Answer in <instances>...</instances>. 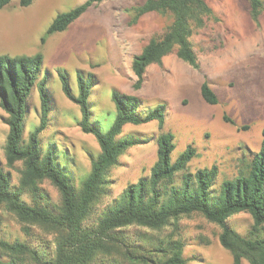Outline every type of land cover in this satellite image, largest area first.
<instances>
[{"label":"rangeland","instance_id":"rangeland-1","mask_svg":"<svg viewBox=\"0 0 264 264\" xmlns=\"http://www.w3.org/2000/svg\"><path fill=\"white\" fill-rule=\"evenodd\" d=\"M84 1L34 0L21 6L19 0H11L0 10V55H43L39 80L47 81L51 109L41 142L44 147L50 144L57 148L59 159L67 164L77 186L88 175L91 158L100 152V146L94 135L79 126L81 108L64 93L61 72L68 76L75 95H79V73L95 76L89 107L92 122L103 132L115 120L114 90L137 95L142 101L137 112L142 117L165 105L162 129L156 120L124 126L120 137L132 138L136 143L109 170L107 193L96 201L85 225L95 227L105 208L130 183L150 175L157 160V137L162 131L174 134L173 161L189 145L195 148L188 172L216 164L218 183L236 177L245 166L244 159H249L250 152H258L264 139V0L258 23L251 18L247 0H206L215 17H208L190 37L200 66L183 61L173 50L164 56L162 64L148 66L139 89L134 88L132 60L152 38L167 30L172 15L148 12L136 17V7L145 0H105L90 7L65 30L47 36L43 43L55 17ZM205 81L216 92L218 103L203 98L201 86ZM37 84L25 104V139L40 123ZM226 115L233 122L226 120ZM7 117L0 105V165L9 174L13 189H17L23 164L7 162ZM182 175H176V184H181ZM40 185L51 204L58 206L61 195L57 187L48 179ZM22 198L32 203L28 193ZM227 222L243 236H264V224L255 230L249 212L236 213ZM220 233L221 227L200 213L181 215L161 229L131 225L119 233L127 242L123 250L128 257L113 252L98 258L97 264H148L152 259H166L174 242L181 244L188 264H233L230 251L219 240ZM55 238V233L37 224L24 227L5 205L0 206V239L26 241L52 255ZM0 257H6L1 249ZM242 264L249 263L244 259Z\"/></svg>","mask_w":264,"mask_h":264},{"label":"trees","instance_id":"trees-1","mask_svg":"<svg viewBox=\"0 0 264 264\" xmlns=\"http://www.w3.org/2000/svg\"><path fill=\"white\" fill-rule=\"evenodd\" d=\"M34 0H19L21 6H28ZM105 0H85L73 9L59 13L49 26L47 36L60 32L85 13L90 7ZM250 15L255 22L263 9L262 0H247ZM11 0H0V10ZM136 17L148 12L170 13L172 23L157 38H152L132 60L136 80L134 88L142 87L149 65L162 64L164 56L176 51L178 58L199 67L198 55L190 39L195 29L205 25L208 17H215L213 8L206 0H145L135 9ZM43 55L31 56L0 55V105L7 112L9 132L6 139V159L9 165L22 161L23 168L19 186L13 189L11 179L0 165V206L15 214L24 224H37L56 234L54 253L26 241L9 242L0 239V249L5 258L0 264H97L98 258L113 252L128 257L124 251L127 242L119 233L131 225L161 229L181 215L200 213L206 219L221 227L219 240L230 251L233 264H264V236L254 234L243 236L232 228L227 220L232 215L246 211L254 220V229L264 224V139L258 152H250L244 159V167L234 178L217 182L218 166L200 168L188 172L187 164L196 150L189 145L173 161L171 153L175 148L174 134L162 131L157 137V160L148 177H141L130 183L122 193L109 204L95 227H87L86 220L92 213L96 201L107 193L108 173L117 164L119 157L136 143L132 138L120 137L126 124H141L158 121L164 127L165 105L149 110L145 116L138 114L141 99L131 93L114 90L112 100L116 116L106 131H101L91 118L89 96L95 84V76L79 73V95L72 92L68 76L61 72L63 90L66 96L81 108L79 126L85 133L94 135L100 152L91 158L88 175L77 186L62 163L57 148L41 142V133L49 123L50 98L47 81L40 78ZM38 83V84H37ZM37 84L40 97V123L23 136L26 109L25 104ZM203 98L216 104L219 98L205 81L201 86ZM225 119L233 122L229 116ZM264 134V131H263ZM67 159V156H64ZM183 172L182 182L176 184V175ZM45 179L57 187L61 195L58 206L51 204L43 191L41 182ZM28 193L32 203L22 198ZM27 229V228H25ZM129 250V249H128ZM148 264H188L182 255L180 243H175L166 259H152Z\"/></svg>","mask_w":264,"mask_h":264},{"label":"crops","instance_id":"crops-1","mask_svg":"<svg viewBox=\"0 0 264 264\" xmlns=\"http://www.w3.org/2000/svg\"><path fill=\"white\" fill-rule=\"evenodd\" d=\"M5 7V6H4Z\"/></svg>","mask_w":264,"mask_h":264}]
</instances>
